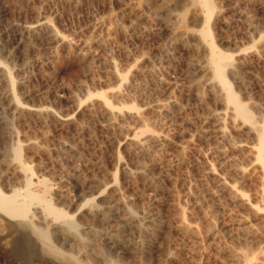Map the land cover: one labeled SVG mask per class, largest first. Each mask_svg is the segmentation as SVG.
<instances>
[{"label":"rangeland","instance_id":"obj_1","mask_svg":"<svg viewBox=\"0 0 264 264\" xmlns=\"http://www.w3.org/2000/svg\"><path fill=\"white\" fill-rule=\"evenodd\" d=\"M209 1L213 7L211 40L221 53L230 55L226 78L237 98L259 122L264 118V0ZM198 2L0 0V191L10 194L11 190H24L19 183L12 187V181L8 180L18 149L20 162L32 175L31 192L62 210L75 225L73 231L68 230L65 220L64 224L60 221L56 224L58 227L54 226L52 217L36 203L29 206L25 218L15 217V220L11 215L0 214V264H229L224 247L229 245L232 235L240 233L236 219L241 211L236 204L228 202L226 192L215 190L213 178L205 173L206 163L214 166L215 174L221 171L212 156H204V152L209 144L216 145L209 114L223 112V105L215 100L220 90L216 81L209 79L207 70L203 68L201 71L205 73L198 74L196 80L197 90L204 96L203 104L197 101L194 92L181 94L180 111L175 114L170 128L175 137L174 146L162 153L169 165L160 163L153 169L152 175L157 181L154 189L140 176L130 180L116 171V155L128 169L132 168L133 162L125 146L112 147L105 122L88 115L86 102L74 112L71 101L73 97L80 98L77 92L80 83L87 84L91 91L100 90L96 84L101 79L103 66L97 56L104 51L111 54L121 70H127L123 64L126 56L139 59L143 54L150 60L149 64L170 68L164 75L168 82L186 86L188 78H192L190 64L206 66L204 52L196 51L205 13ZM249 19L256 29L249 30ZM38 20L49 23L57 40H49L44 32L27 34L23 30L34 26ZM4 69L9 71L10 80L2 73ZM90 80L96 82L94 87ZM38 108L50 111L44 123L27 111ZM64 115L70 120L63 126L58 119ZM229 122L227 120L226 131L231 141H251L247 124L235 121L243 125L240 133L234 131ZM27 140L34 143V148L25 146ZM62 143L75 147L77 154L64 152ZM220 146L227 149L225 145ZM239 165L247 173V179L236 181V190L264 210V200L256 198L259 191H264V177L260 174L262 164L256 163L250 169L241 159ZM76 169L79 179L72 175ZM115 173L118 195L134 213L139 229L125 226L110 239L102 233L86 232L83 222L90 218L88 206L83 204L91 198L86 183L96 179L109 183ZM58 182L64 186V197L69 199V205L59 203L49 189L56 187ZM153 195H157L158 201L150 207L144 205L141 199ZM195 196L200 202L193 209L191 203ZM151 212L158 223L154 237L146 227ZM181 213L201 234L204 218L213 222L219 231L213 243L224 246L220 256L208 248L206 242L203 257L190 254V239L176 230L175 218ZM232 216L236 217V222ZM19 221L30 222L33 226L29 232L33 249L30 247L28 259L16 255L13 250L14 242L24 235L16 228ZM62 229L69 233L63 234ZM91 241L94 249L81 251V246ZM48 248L57 250L62 256ZM249 249L250 255L258 251L264 255V239L261 245Z\"/></svg>","mask_w":264,"mask_h":264},{"label":"bare ground","instance_id":"obj_2","mask_svg":"<svg viewBox=\"0 0 264 264\" xmlns=\"http://www.w3.org/2000/svg\"><path fill=\"white\" fill-rule=\"evenodd\" d=\"M198 1V3L203 6L205 13L202 19L203 27L199 31L200 39L196 42V51L204 52L206 60V64L204 65L206 66L202 67L198 63L192 62L190 64L192 78H188L186 86L168 82L164 75L165 71H169L170 68H163L160 64H157V67L149 64L150 60L148 61V57H145L143 54L140 55L141 57H139V59L133 58V56L130 59V56H126L123 64L125 67L127 66V70L125 68V71L122 68L124 70L123 71L120 69V65L118 66L114 61L111 54L109 55L106 51H104L97 56L103 66L101 79L98 80L96 84V86H99L100 90L97 91L96 89H93V91H91L87 84L80 83L77 92L81 99L79 97L72 98L71 101L73 103V110L76 112L81 104L86 102L88 104V115L105 122L106 129L111 134L109 138H111L112 147L118 148L123 144L129 158L133 162L132 168L128 169L116 155V157H114V162L117 168L116 171L119 170L121 175L125 176L127 179L129 178L130 180L140 176L149 187L154 189L157 187V181L153 178V169L160 163H164L165 166L169 165V162L165 161L166 159L163 160L162 153L174 144L173 139L175 137L173 138V135L170 133V128L173 127L176 116L175 114L180 111L179 101L182 96L181 94L185 91L191 93L194 92L193 95L197 98V101L203 104L204 96L199 90H197L196 80H198V74L205 73L207 70V74L210 75L209 79L216 81L217 87L220 90L219 94H221L218 96L216 92V96H218V98L215 100H218L220 104L223 105V112L222 114H218L219 112L209 114V119L213 121V140L216 145L209 144L206 152H204V156L206 154H210V156H212L215 160L216 166L221 171L218 170L219 173L215 174L213 172L214 166L206 163L205 173L211 175L213 178L215 190L218 192H226L228 195V202L234 205L236 204L241 211V214H238L237 216L239 217L236 219L237 225L240 227L238 229L237 226V229L240 233L232 235L229 245L226 243V247L222 246L226 250H224V252H227L229 255L227 258L229 264H264V255L261 251L251 255L247 252L252 246L258 247L261 245L264 239V210L260 209L257 205L251 203L249 199L245 198V195L236 190L234 184L236 181L239 182V180L241 181L245 179L247 174L245 173L244 168L239 165V160L241 159L242 161H245L246 166L250 169L254 168L256 163L262 164L260 174L264 177V118L261 121L256 122L248 108L233 92L225 75V69L230 65V55L228 56L227 54L221 53L211 40L210 19L213 7L209 0ZM240 15H242V13ZM248 28L249 30L256 29L251 19H249ZM23 30L27 34H30L31 32L34 34L44 32L47 35V38L52 41H55L58 38L55 31L47 21L38 20L34 26L24 27ZM172 33L173 32L170 34L172 35ZM43 34L41 33V35ZM97 43L100 44V41H97ZM71 55H74L73 51ZM57 59L58 58L56 56L55 60L57 61ZM141 61L143 62L142 64H140ZM144 61H146V63ZM203 68L204 70L206 69L204 72L201 71ZM2 73L6 79H11L8 70L4 69L2 70ZM89 82L93 87L95 86L96 82L93 80H90ZM10 86L13 88V85ZM254 109L262 110L258 106ZM27 111L31 112L41 123H44L50 114V111L45 108L27 109ZM69 120L70 117L68 115H64L58 119V122L64 126L69 123ZM227 120H230V127L237 132L241 131L243 125L235 124L236 120H240L244 124H247L248 133L251 135V141L245 143L231 141L229 133L226 131L228 125ZM25 143L27 148L35 146L31 140H27ZM220 144L223 146L225 145L227 149L224 147L222 148ZM60 145L65 150L64 152L67 151L68 154H74V156L77 154V149L75 147L64 143ZM19 156V150L16 149L14 157L16 163L11 169V178H8V180H10V182L12 181V187H15V183H19L20 186H18H22L24 190H11L10 194H4L0 191V214L11 215L15 220L20 217L25 218L24 215H26L29 210V206L36 203L42 207V210L47 214V216L52 217L51 222L54 226H56L58 222H63L65 220L67 222L66 225L68 230L73 231L75 225L67 214L52 206L48 200H41L42 198H39V196L33 193V191L31 192L30 188L33 186L32 175L26 172V167L20 162ZM72 172V175L76 179H79V171L76 169ZM116 173L115 175H112V179L109 183H104L98 179L93 181L90 180L91 182L86 183L87 189L90 191L91 198L85 202V205L83 204L85 207L88 206V216L90 218L89 220H85V222H83V227L87 230L86 232L93 234L102 233L110 237V239H114L116 234H118L117 232L125 226H134L139 229L134 213L127 208L126 203L118 195V191L116 189ZM44 183L46 182L44 181ZM55 186L56 187H49V189L53 191L52 193L56 196V198H58L59 203L66 205L68 203L69 205V199L67 200V197H64V186L60 182L56 183ZM108 189L111 190L104 194V192ZM257 194L256 198L260 201L264 200L263 190L259 191ZM197 196L193 198V202L191 203V207L193 209L196 208L200 202V198ZM141 200L144 205L150 207V205L152 206L158 201V198L157 195H153L152 197L142 198ZM148 215L146 227L149 234L154 237L158 231L156 215L152 212L151 214L148 213ZM234 217L233 220H235ZM184 218V214L182 215V213L176 216L175 225L177 232L190 239V254L194 257L202 256L204 252V243L206 242L208 244V248L220 256L222 246L220 245V247L219 244H214L219 231L213 222L208 217H205L203 227L204 230L201 234L196 225L186 222ZM24 220L25 219H23V221ZM21 222L19 225L17 223L18 226L16 225V228H18V230L24 235H22L19 240L14 242L13 250L16 255L21 256L24 259H28L31 257L30 247L33 242L30 237L31 235L29 236V232L33 230V226L30 222ZM61 232L63 234H66L67 232L69 233L67 229H62ZM73 236L74 235H72V238ZM84 245L81 246V251L93 250L95 246L92 241L91 243L85 246ZM52 248L48 249L53 250ZM54 253H56L55 255L57 256L61 254L57 250L54 251ZM217 255L214 256L217 257Z\"/></svg>","mask_w":264,"mask_h":264}]
</instances>
